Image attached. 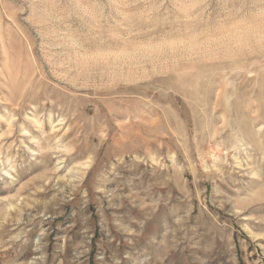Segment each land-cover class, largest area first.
<instances>
[{"label": "rangeland", "instance_id": "374dc122", "mask_svg": "<svg viewBox=\"0 0 264 264\" xmlns=\"http://www.w3.org/2000/svg\"><path fill=\"white\" fill-rule=\"evenodd\" d=\"M0 264H264V0H0Z\"/></svg>", "mask_w": 264, "mask_h": 264}]
</instances>
